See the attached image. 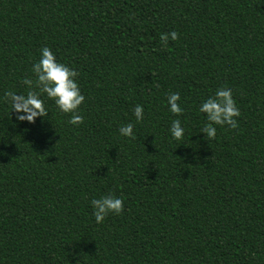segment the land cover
<instances>
[{"label": "trees", "instance_id": "trees-1", "mask_svg": "<svg viewBox=\"0 0 264 264\" xmlns=\"http://www.w3.org/2000/svg\"><path fill=\"white\" fill-rule=\"evenodd\" d=\"M0 264H264V0H0Z\"/></svg>", "mask_w": 264, "mask_h": 264}]
</instances>
